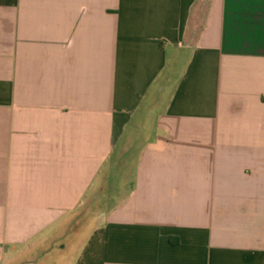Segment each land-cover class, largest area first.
Listing matches in <instances>:
<instances>
[{
  "label": "crops",
  "instance_id": "obj_1",
  "mask_svg": "<svg viewBox=\"0 0 264 264\" xmlns=\"http://www.w3.org/2000/svg\"><path fill=\"white\" fill-rule=\"evenodd\" d=\"M0 264H264V0H0Z\"/></svg>",
  "mask_w": 264,
  "mask_h": 264
},
{
  "label": "rangeland",
  "instance_id": "obj_2",
  "mask_svg": "<svg viewBox=\"0 0 264 264\" xmlns=\"http://www.w3.org/2000/svg\"><path fill=\"white\" fill-rule=\"evenodd\" d=\"M109 194H110V187L108 186V188H106V190L103 191V195H102V197H103V201H104V202L102 203V206H103L102 209H103V210H107V209L109 208V206H108V205H109V204H108V203H109V202H108V201H109V199H108V195H109Z\"/></svg>",
  "mask_w": 264,
  "mask_h": 264
}]
</instances>
